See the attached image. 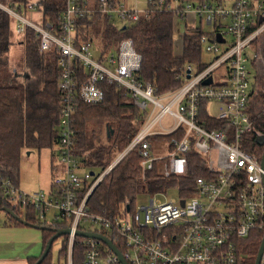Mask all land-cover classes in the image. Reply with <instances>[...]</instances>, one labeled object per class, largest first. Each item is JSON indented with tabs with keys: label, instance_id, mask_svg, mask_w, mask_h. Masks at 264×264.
Returning a JSON list of instances; mask_svg holds the SVG:
<instances>
[{
	"label": "built area",
	"instance_id": "built-area-1",
	"mask_svg": "<svg viewBox=\"0 0 264 264\" xmlns=\"http://www.w3.org/2000/svg\"><path fill=\"white\" fill-rule=\"evenodd\" d=\"M96 6L101 14L116 15L125 22L135 21L141 14L115 4L114 0H96ZM0 9L11 17L17 38L29 28L40 52L55 49L58 53L57 88L62 105L55 146L63 174L53 178L47 194L22 192L9 179L1 177L0 189L12 204L33 205L39 219H46V212L55 208L53 217L64 219L65 227L70 228L64 264H73L76 230L97 232L109 238L126 264H239L240 242L253 230L264 232V143L258 142L263 135L255 131L250 111L256 76L263 71L264 0H234L228 6L222 0L185 3L181 11L197 16L210 28L201 34L199 41L211 56L207 62H201L199 69L191 63L181 66L174 76L179 85L164 92L136 77L141 56L131 38L120 40L116 50L101 59L98 52L95 54L93 40L80 39L77 19L91 17L96 10L87 0H66L56 24L44 21L41 12L37 21L29 18L28 11L38 10L32 2L22 13L1 2ZM217 33L222 41L217 40ZM261 38L259 54L254 51L250 55L249 51ZM79 68L85 75L80 74ZM207 78L210 83L204 84ZM102 83L124 87L136 106L147 111V118L124 151L90 181L93 175L88 170L78 173L81 165L72 154L71 115L76 101L95 104L103 100ZM211 104L216 105V113L209 111ZM201 107L207 120L200 117ZM165 114L172 117L169 127L160 122ZM208 120L218 122L219 128H207ZM180 128H183L180 136L156 147L147 140L150 135H166ZM137 144L143 174L155 166L161 176H185L186 153L191 149L204 158L205 174L193 179L189 187L172 186L177 191L176 197L163 200L167 187L158 193L145 194L148 201L135 202L131 210L129 204H123L113 219L106 217L102 207H99L101 214L90 213L86 200L92 190ZM160 151H166V155L156 153ZM83 186L86 192L80 198ZM180 187L185 194L181 195ZM84 223L90 227H84ZM83 238L79 241L82 264H123L103 241ZM258 264H264V247Z\"/></svg>",
	"mask_w": 264,
	"mask_h": 264
},
{
	"label": "trees",
	"instance_id": "trees-1",
	"mask_svg": "<svg viewBox=\"0 0 264 264\" xmlns=\"http://www.w3.org/2000/svg\"><path fill=\"white\" fill-rule=\"evenodd\" d=\"M35 2L44 21L56 24L66 6V0H0L12 5L17 12H25L27 4ZM205 0H147V8L135 21L121 25L113 17L101 14L96 0H87L96 10L91 17L87 15L76 21L80 39L93 40L100 59L104 54L115 51L120 40L131 38L134 48L141 56L140 69L136 77L151 82L159 92L167 91L179 85L174 78L178 69L191 63L201 68V43L203 33L199 27L181 31V48L174 53V31L176 17L185 18L181 11L187 2ZM125 26V27H123ZM33 31L27 28L20 38L15 39L11 17L0 9V177L9 179L18 186L19 161L22 149L52 148L59 136V115L61 93L57 88L60 69L57 66L58 53L55 49L40 52L33 38ZM23 45L21 74L9 64V47L14 40ZM264 57V37L261 44ZM83 76L84 71L79 68ZM264 82V70L256 76L254 91ZM104 97L95 104L76 101L71 115L72 154L77 157L82 170L93 172L92 180L102 174L124 151L147 118V111L139 109L124 87L114 84H101ZM254 127L264 136V96L257 98L253 93L250 105ZM200 117L207 120L204 107ZM202 119V118H201ZM207 128H219V123L208 120ZM183 128L170 134H154L147 140L156 147L160 142L180 136ZM262 149L261 146H258ZM187 173L185 176L164 177L157 173L156 167L146 171L141 169L140 145L126 152L101 178L86 200L90 213L98 215L102 207L106 217L113 219L123 204H129L130 210L138 195L158 193L176 184L191 186L193 179L205 174L204 158L194 149L186 153ZM84 185L87 186L85 183ZM89 185V184H88ZM83 186L79 197L86 192ZM181 188V187H180ZM181 190V195L185 194ZM183 191V192H182ZM11 209L18 218L8 215L15 224L35 226L41 231L42 250L55 229L65 227L66 221L53 218H38V211L31 204H12L0 189V210ZM25 223H24V222ZM263 230H253L240 242L237 248L239 264H254L261 243ZM59 257L66 256L67 235H62ZM77 236L73 244L72 263L82 264L83 249ZM51 249V247H50ZM50 249L39 264H59L51 262ZM38 257L29 259L33 264Z\"/></svg>",
	"mask_w": 264,
	"mask_h": 264
},
{
	"label": "rangeland",
	"instance_id": "rangeland-1",
	"mask_svg": "<svg viewBox=\"0 0 264 264\" xmlns=\"http://www.w3.org/2000/svg\"><path fill=\"white\" fill-rule=\"evenodd\" d=\"M115 4L124 5L127 9H132L138 13H144L147 8V0H114ZM230 0H224L223 4L225 6L231 5L232 3H228ZM35 4L34 1H31ZM28 17L34 21L38 20L39 10L35 12V10L31 9L28 11ZM115 23L121 25L125 21L116 17V15L112 16ZM176 26L179 25V30L174 31L173 42H174V53L178 54L181 48V30L180 25L186 26V29L199 27L202 32H208L210 28L205 24V22L199 19L197 16H193L192 14H188L185 18L176 17L175 20ZM14 38L17 36L13 35ZM14 40V39H12ZM262 38L259 40L256 47H253L252 51L250 50V55L254 53V51L259 54L258 49L260 48ZM93 48L95 54L98 52V49L93 42ZM211 56L209 52L206 51L205 45L202 46L201 49V62H207L208 58ZM22 61H23V45L17 41H13V43L9 47V64L12 68H14L17 72L21 74L22 69ZM247 67L249 64L247 63ZM264 70V63H263ZM254 72V70H252ZM254 96L258 99L264 96V82L258 85V89L254 91ZM150 107V105H148ZM209 111L211 113H216L217 108L215 104H211ZM161 124L165 127L170 126V122H172V117L168 114H165L161 119ZM160 155H166V151L156 152ZM19 182H18V190L31 194L34 192L42 191L47 194L48 191L52 188V180L55 176L63 174V166L60 162L59 155L57 153V146H53L52 148H41L37 149H22L20 161H19ZM82 169H79V172ZM85 171V170H84ZM83 171V172H84ZM177 191L173 187H169L166 189L165 193L162 194L163 200L169 199L171 197H176ZM149 196L145 194L138 195L135 199L137 204H143L148 201ZM53 212H56L55 208H50L46 212V221H51L53 217ZM90 227L88 223H84V227ZM92 229L95 225L91 226ZM91 229V230H92ZM41 243V242H40ZM39 243V250L37 251L39 254L41 250V244ZM62 237L56 238L51 245L50 256L51 262L59 264H64V260L59 257V249L61 248Z\"/></svg>",
	"mask_w": 264,
	"mask_h": 264
},
{
	"label": "crops",
	"instance_id": "crops-1",
	"mask_svg": "<svg viewBox=\"0 0 264 264\" xmlns=\"http://www.w3.org/2000/svg\"><path fill=\"white\" fill-rule=\"evenodd\" d=\"M41 241L40 229L15 224L8 219L5 211L0 210V264H29L30 258L40 255L41 250L39 254L37 251ZM40 244L42 249V243Z\"/></svg>",
	"mask_w": 264,
	"mask_h": 264
},
{
	"label": "water",
	"instance_id": "water-1",
	"mask_svg": "<svg viewBox=\"0 0 264 264\" xmlns=\"http://www.w3.org/2000/svg\"><path fill=\"white\" fill-rule=\"evenodd\" d=\"M123 27H125V26H123ZM180 30L181 31L183 30V25H180ZM216 38H217L218 41H222V38H221L219 33L216 34ZM203 83L204 84L210 83V78H207ZM258 142L260 144L264 143V136L260 137L258 139ZM263 163H264V151H263V154H262V164ZM90 174L93 175V172L91 171ZM181 202L183 203V201H181ZM126 209H128V205H126ZM2 210L5 211L6 213H8L9 215H11V216H13L15 218H18V216L11 209H9L7 207H2ZM69 233H70V228H68V227L55 229V233L47 240V243H46L44 249L42 250V252L38 256L37 260L33 264H39L45 258V256L47 255V253H48V251H49V249H50V247L52 245V242L56 238H58V237H60L62 235H67ZM74 235L82 236V237H92V238H95V239L103 241L118 256L120 261L123 264H126V262L122 258V255L118 251V249L111 242V240L109 238H107L106 236H104V235H102L100 233H97V232H88V231H81V230L74 231ZM263 247H264V232H263V235H262V238H261L260 246L258 248L256 257H255L254 264H258L259 263Z\"/></svg>",
	"mask_w": 264,
	"mask_h": 264
}]
</instances>
